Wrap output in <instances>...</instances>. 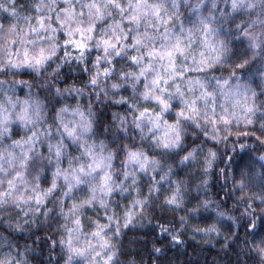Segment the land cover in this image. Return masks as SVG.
<instances>
[{"label": "snow or ice", "instance_id": "snow-or-ice-1", "mask_svg": "<svg viewBox=\"0 0 264 264\" xmlns=\"http://www.w3.org/2000/svg\"><path fill=\"white\" fill-rule=\"evenodd\" d=\"M72 62L87 74L79 84L64 75ZM233 125H258L264 148V0H0V264H31L37 251L39 264H138L124 230L157 211L172 242L214 213L234 222L230 244L243 228L237 257L264 255V207L258 217L250 203L264 205V152L229 145L249 135ZM209 140L223 155L205 153ZM221 177L230 188L212 192ZM195 231L219 234L216 223ZM18 232L31 247H17ZM149 253L141 264H171L165 247Z\"/></svg>", "mask_w": 264, "mask_h": 264}, {"label": "trees", "instance_id": "trees-1", "mask_svg": "<svg viewBox=\"0 0 264 264\" xmlns=\"http://www.w3.org/2000/svg\"><path fill=\"white\" fill-rule=\"evenodd\" d=\"M23 2V0H21ZM194 2V0H193ZM221 7H224L223 3L220 4ZM183 11V9H181ZM243 19V17H241ZM95 55V53H93ZM71 71H69V67L66 66L64 69V75L67 77V82H79L84 81L87 79V74L82 73L79 68L77 67L75 62H72L71 65ZM221 69H224L227 67V64L219 66ZM219 74V73H217ZM30 79L28 76L24 77H17V79ZM128 93H125L127 95ZM20 95L23 97L24 92H21ZM81 101L84 100L83 97L80 98ZM72 103H75V101H71ZM112 111H116L117 109H111ZM110 115V113H109ZM258 125L253 128H246L243 126H236L233 125L232 132L235 134L237 131L241 133H248L249 135H246L244 139H237L235 135L229 138V145L231 144H238V143H247L251 146L252 152L254 155L264 152V148H261L256 140V136H259L260 133L257 131ZM251 133H255V136L251 135ZM22 134V133H21ZM205 138L201 137L199 140L196 141V143H204ZM212 147L214 148L219 155H223L224 149L226 147L225 144L220 143L217 144L213 141H208L207 145L205 147V153L207 152V148ZM239 149H237V152L239 153ZM230 156H234L236 160H239V155L236 153L229 152ZM227 163V161H225ZM225 163H220L217 161L215 168H224ZM234 168L235 165H232ZM180 175H183V172L180 173ZM215 177V172H214ZM215 183V181H214ZM41 184L43 186H47L46 181H41ZM220 184H224L225 189H229L231 185V181L228 183H224L223 177L219 179V183H215V187H213V184L209 185V188L212 192L216 191V189L220 186ZM253 191H256V189H247L245 193L241 192H234V198L233 200H229L226 205H224L227 209H233V203L234 200L239 198L243 199L245 194L248 196H251V193ZM167 194V193H166ZM58 195V194H57ZM191 195H195V193H192ZM225 193L220 192V198L223 199ZM119 199V198H118ZM129 200L131 197L128 198ZM121 203H126L123 199H121ZM252 207L257 210V216L259 217V211L264 205H260L259 201L256 200L255 202H251ZM51 207V205H49ZM191 207V205H189ZM243 205H237L236 209L232 211L233 216H239L240 213L243 212ZM161 212L157 211L155 213V218L152 219L151 223L148 222V220H145L141 223H138L134 226L132 230L125 229L124 230V247L128 254V256L135 258L138 262V264H141V257H143V261L147 262L149 260V250L151 249L152 245L155 243L157 247H165L166 249V255L171 260V264H236L237 261V252L236 249L242 248L243 244L245 243V233L243 228L239 230V240L236 241L235 244H230L228 241L225 240L226 236H229L230 231L235 233L236 228L233 226L231 230L229 229V224H233V221L228 220L227 217L223 218V222H219L215 220V214L212 213L211 215L208 213H204L197 217H191V223L186 226L184 230V234L182 235L181 239L183 240V243H180V241L172 242L170 237H164L163 234L159 232L158 228H154V225L156 223V220L160 219ZM7 214L0 215V221L4 219V216ZM87 215L92 216L93 218L97 217V212H88ZM167 215L169 218H172L175 216L178 218L181 215H185L183 212H167ZM62 222V221H61ZM161 224H165L167 226V222L165 220H160ZM216 223L219 228V234H211L208 236H205L202 232L197 233L195 231L196 228L199 229H205L211 224ZM242 223V221H241ZM34 226V230H35ZM41 230L36 231L37 236L43 237L44 233L47 231L48 235H51V231H49L46 226H40ZM5 227L2 223H0V232L5 231ZM88 229H86L87 231ZM264 230V229H262ZM63 234V233H61ZM13 235V241L14 243H17V247L20 248L21 251H23V245L24 243H28V245L32 246V239L27 238L28 233L27 232H18L14 233ZM157 237L160 239L157 241ZM54 239L56 237H53ZM249 239H251V230H249ZM130 241H134L135 243L129 244ZM225 245H228L227 247H224ZM37 249H39L40 245L37 243L36 245ZM7 249H4L6 251ZM243 253V251L240 252V254ZM255 252H249V259H254L256 257ZM48 256L47 250L43 252V257L46 259ZM31 260V264H39L40 262V252L37 251L32 256L29 257ZM243 258V256H241ZM123 259V257H122ZM153 264H156V257H152Z\"/></svg>", "mask_w": 264, "mask_h": 264}, {"label": "clouds", "instance_id": "clouds-1", "mask_svg": "<svg viewBox=\"0 0 264 264\" xmlns=\"http://www.w3.org/2000/svg\"><path fill=\"white\" fill-rule=\"evenodd\" d=\"M243 256V258H241ZM240 259L241 264H264V255H256L254 259H249V252L239 254L237 259Z\"/></svg>", "mask_w": 264, "mask_h": 264}]
</instances>
